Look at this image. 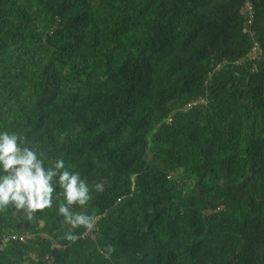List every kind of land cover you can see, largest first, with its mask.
Masks as SVG:
<instances>
[{
  "label": "trees",
  "instance_id": "trees-1",
  "mask_svg": "<svg viewBox=\"0 0 264 264\" xmlns=\"http://www.w3.org/2000/svg\"><path fill=\"white\" fill-rule=\"evenodd\" d=\"M5 130L105 191L75 242L58 178L0 209V264H264V0H0Z\"/></svg>",
  "mask_w": 264,
  "mask_h": 264
},
{
  "label": "clouds",
  "instance_id": "clouds-1",
  "mask_svg": "<svg viewBox=\"0 0 264 264\" xmlns=\"http://www.w3.org/2000/svg\"><path fill=\"white\" fill-rule=\"evenodd\" d=\"M20 139L15 132L0 131V169L4 173L0 175V209L11 207L23 212L27 219H33L35 213L52 207L56 191L53 180L58 178L65 201L57 205L58 214L70 226L64 239L75 242L78 238L75 229L92 230L95 218L84 211L74 212L72 206L83 209L93 199V192L105 191L104 182L89 184L78 171L66 167L63 158H56L52 166L45 169L37 151L21 147Z\"/></svg>",
  "mask_w": 264,
  "mask_h": 264
},
{
  "label": "built area",
  "instance_id": "built-area-1",
  "mask_svg": "<svg viewBox=\"0 0 264 264\" xmlns=\"http://www.w3.org/2000/svg\"><path fill=\"white\" fill-rule=\"evenodd\" d=\"M199 100L200 101H204V99L203 98H199ZM195 102H189L187 105H186V108H188V107H190L192 104H194ZM170 119L169 118H167V121H169ZM21 240H23V238H21ZM8 241V239H5V242H7Z\"/></svg>",
  "mask_w": 264,
  "mask_h": 264
}]
</instances>
